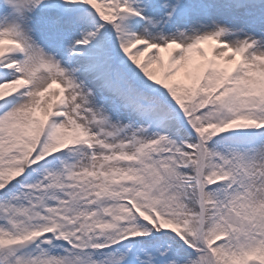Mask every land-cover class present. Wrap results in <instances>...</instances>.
Segmentation results:
<instances>
[{
  "label": "snow or ice",
  "instance_id": "1",
  "mask_svg": "<svg viewBox=\"0 0 264 264\" xmlns=\"http://www.w3.org/2000/svg\"><path fill=\"white\" fill-rule=\"evenodd\" d=\"M0 264H264V0H0Z\"/></svg>",
  "mask_w": 264,
  "mask_h": 264
}]
</instances>
